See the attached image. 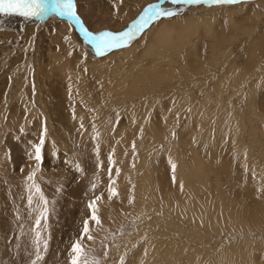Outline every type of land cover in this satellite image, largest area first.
<instances>
[{"label":"rangeland","instance_id":"374dc122","mask_svg":"<svg viewBox=\"0 0 264 264\" xmlns=\"http://www.w3.org/2000/svg\"><path fill=\"white\" fill-rule=\"evenodd\" d=\"M154 1L75 5L88 30L118 32ZM181 9L104 55L64 16L0 28V264H31L37 231V264H69L96 196L82 243L99 264H264V0Z\"/></svg>","mask_w":264,"mask_h":264},{"label":"snow or ice","instance_id":"6c2138e0","mask_svg":"<svg viewBox=\"0 0 264 264\" xmlns=\"http://www.w3.org/2000/svg\"><path fill=\"white\" fill-rule=\"evenodd\" d=\"M172 4H193L200 3L201 0H170ZM238 0H211L214 4H235ZM49 13L56 14L59 16L67 17L73 25L78 27L79 32L83 35L85 41L89 43L97 55H104L116 48H121L127 46V44L136 37L138 33L143 31L150 22L158 20L161 18H166L174 16L175 12L168 7H164L161 3L149 4L143 9L142 13L139 15L138 19L133 21V23L128 26L123 31L113 32L108 30H103L99 32H92L88 30L79 16L77 15L76 6L74 0H0V15L4 16H20L26 20L38 17H44ZM45 144L44 133L40 135L39 142L32 145L34 154H30V158L36 161L35 170L29 174L28 179L33 180L35 172L39 171L40 164L42 160V148ZM133 150H135V144H133ZM109 165L114 163L112 156L108 157ZM171 168L173 172L175 171L176 165L171 163ZM99 167V165H98ZM79 170V166H77ZM116 174L119 173V169H115ZM112 168H109V174L111 177ZM175 180V177H173ZM115 180H109L108 185V198L118 195L116 188L114 187ZM35 189V192L39 194V199L43 204L40 215L35 219V225L38 227L41 225L42 221H46L48 218V201L43 196L41 189L38 185L33 183L31 185ZM95 185H93V188ZM181 187H183L181 185ZM29 203L32 202V197H29ZM101 197L96 196L91 200L87 207L89 209V216L84 219L83 226L80 230L79 238L74 240L71 244L69 250V264H99L98 261L90 260L88 254L85 251V246L82 241L87 238L88 240H93L94 237L90 232V222L96 225L101 224V220L98 215L97 202L100 201ZM131 202V200L129 201ZM35 244L37 246L36 258L31 262V264H37L38 261L43 260V256L39 251L40 244V233L37 231L35 233ZM44 248H47V241H44ZM123 257L120 259V264H123Z\"/></svg>","mask_w":264,"mask_h":264},{"label":"bare ground","instance_id":"6f19581e","mask_svg":"<svg viewBox=\"0 0 264 264\" xmlns=\"http://www.w3.org/2000/svg\"><path fill=\"white\" fill-rule=\"evenodd\" d=\"M157 1H160V0H157ZM78 2L79 3H81V0H78ZM74 3H76L75 2V0H74ZM142 4V3H141ZM144 4V3H143ZM78 5V4H77ZM161 5L162 6H164V7H168V8H170L171 10H173L174 12H176V11H179V10H185V9H181V7L184 5H182V4H172L171 2H170V0H168V2H162L161 3ZM76 6V5H75ZM141 6V5H140ZM139 6V7H140ZM81 7V6H80ZM117 9V11H119V8H116ZM188 9V8H187ZM78 10H80V9H78ZM137 10V9H136ZM189 10V9H188ZM79 12V11H78ZM52 13H49L48 15H51ZM129 14V13H128ZM56 15V14H55ZM57 16H59V15H57ZM45 17H47V15L46 16H44V17H42L43 19L45 18ZM61 17V16H60ZM43 19H41V17H38V19L37 18H32V19H28V20H26L25 18H23V17H20V16H15V15H13V16H4V15H0V28H2V29H6V30H13V29H15V27L16 28H21V29H25V31L27 32V33H29L30 32V30L31 29H33V27H40L41 26V24L40 23H42L44 20ZM47 21V24H51L50 26H52V28L53 29H56L57 28V30H54L55 32H60V30H61V28H63V27H65V26H69L68 24H66V23H61V25H60V22H58V21H56V20H53L52 18H49V19H47L46 20ZM44 23V22H43ZM40 24V25H39ZM87 24V23H86ZM105 26H107V25H105ZM128 26H130L129 24L128 25H126L124 28L126 29ZM98 27V26H97ZM160 27V26H159ZM58 28H60V29H58ZM66 28V27H65ZM123 28V29H124ZM64 29V28H63ZM67 29V28H66ZM96 29V28H95ZM99 29H101V27L99 28ZM122 29V30H123ZM124 29V30H125ZM105 30V29H104ZM62 31V30H61ZM67 31H68V29H67ZM95 31V30H94ZM120 31V30H119ZM150 32H152V31H149V33ZM158 32V31H157ZM159 32H160V29H159ZM62 33V32H61ZM72 33V32H71ZM60 34V33H59ZM140 33H138L137 34V37H138V35H139ZM159 34L160 33H157V34H155L154 33V37L155 38H158L159 37ZM144 35V34H143ZM153 35V34H152ZM59 36V35H58ZM69 36H70V38H73V40H74V43H76V44H78V42H79V40H78V37L76 38L73 34H69ZM147 37V36H146ZM145 37V38H146ZM153 37V39H155ZM52 38V37H51ZM55 38V37H54ZM63 38V37H62ZM136 38V37H135ZM143 38V37H142ZM141 38V39H142ZM57 40V39H56ZM133 40V39H132ZM132 40L127 44V45H130V43L132 42ZM29 41H31V39H29ZM51 41V40H50ZM55 41V40H54ZM58 41V40H57ZM155 41V40H154ZM71 43H73V42H71ZM82 43V48H83V50L85 51V52H87V53H89L91 56H92V54H93V48H92V46L89 44V43H87L86 41H82L81 42ZM161 43V42H160ZM134 45V44H133ZM65 46V45H64ZM79 47V46H78ZM151 47V46H150ZM147 49V48H146ZM65 50V49H64ZM150 50V49H149ZM95 53V52H94ZM106 53H108V52H106ZM105 53V54H106ZM145 53H147V52H145ZM61 54V53H60ZM64 54V53H63ZM96 54V53H95ZM108 62V61H107ZM99 65V64H98Z\"/></svg>","mask_w":264,"mask_h":264},{"label":"water","instance_id":"95a60500","mask_svg":"<svg viewBox=\"0 0 264 264\" xmlns=\"http://www.w3.org/2000/svg\"><path fill=\"white\" fill-rule=\"evenodd\" d=\"M165 0H160V1H156V2H153V3H162V2H164ZM152 3V4H153ZM147 6H145L144 8H146ZM143 8V9H144ZM143 9H142V11H143ZM142 13V12H141ZM140 15V14H139ZM139 15H138V17H139ZM138 17L137 18H135L133 21H135L136 19H138ZM133 21H131L130 23H129V25H131L132 23H133ZM71 22V21H70ZM72 23V22H71ZM73 25V24H72ZM74 26V28L79 32V29H78V27H76L75 25H73ZM79 34H80V36H82V38L84 39V37H83V35L79 32ZM136 37H137V35H136ZM85 40V39H84Z\"/></svg>","mask_w":264,"mask_h":264}]
</instances>
